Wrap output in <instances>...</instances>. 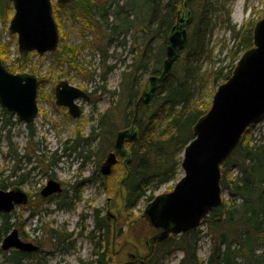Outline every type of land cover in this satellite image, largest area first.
Wrapping results in <instances>:
<instances>
[{
  "label": "trees",
  "instance_id": "trees-1",
  "mask_svg": "<svg viewBox=\"0 0 264 264\" xmlns=\"http://www.w3.org/2000/svg\"><path fill=\"white\" fill-rule=\"evenodd\" d=\"M232 0H74L67 7L53 6V16L58 26L59 44L52 53L58 65H66L69 71L77 70L88 80L98 76L101 85L90 93L93 105L102 97H109V106L104 111H96V124L90 126L89 133L83 137L80 130L74 140L63 142L62 153L55 150L45 163V158L36 153L32 145L33 133L30 131L27 144L31 145V155L26 159L36 163L46 173L64 158L75 154L82 160L96 156L100 161L114 151L116 133L134 125L137 138L126 142L130 153L126 176L123 179L125 209L132 210L141 198L150 202L161 185L176 181L181 170L182 152L194 138L193 126L211 105L216 88L232 73L241 54L253 46L252 33L256 23L247 20L240 26L231 23ZM190 12L191 21L185 26L187 42L174 62L168 76L159 83L156 93L149 102H138L145 76L158 75L165 59L166 39L175 24L178 12ZM64 13L70 24H79L83 45H68L62 28L59 12ZM13 15L9 0H0V23L6 26ZM220 22L229 32L232 41L224 55L228 62L216 66L212 62L210 70L201 72L202 62L210 57L208 43L213 27ZM91 34V39L87 38ZM15 39L12 34H9ZM85 45L91 52H99L100 72L88 71L81 60L80 51ZM110 47L127 48L129 59H121L118 86L107 89V76L117 66L108 63ZM225 46H223L224 48ZM9 43L0 42V59L13 73L29 72L38 75L39 69L32 64L35 52L26 56H16L9 61ZM115 52V50H113ZM27 70V71H25ZM46 79L39 77V84ZM99 92V95H94ZM1 130L13 124V113L2 109ZM264 124V121H263ZM31 130V125H26ZM250 126L242 135L237 147L220 167L221 204L213 208L202 220L206 226L191 230L178 236H170L156 244L151 260L144 264H168L165 259L176 251L182 256L177 264H264V137L250 135ZM7 131H9L7 129ZM7 139L10 142L9 136ZM118 162L123 155L117 152ZM32 158V159H31ZM117 162V164H118ZM116 164V165H117ZM116 165L109 176L116 172ZM35 169V167H34ZM93 173L95 183L101 182L98 169ZM105 186V185H104ZM1 189H8L0 181ZM81 191L70 201L81 199ZM61 198L57 204L75 208V203ZM10 213H1L0 246L4 236L13 223ZM95 225L85 238L92 243L91 258L82 264H121L114 262L110 251V228L99 211L92 215ZM56 248H71L69 236H59L54 230L50 233ZM81 235V233H80ZM203 237L209 240V254L206 259L198 256L199 242ZM3 253L2 264H21L29 258L34 264L39 262L38 252L27 253L14 248ZM123 264H140L127 262Z\"/></svg>",
  "mask_w": 264,
  "mask_h": 264
},
{
  "label": "water",
  "instance_id": "water-1",
  "mask_svg": "<svg viewBox=\"0 0 264 264\" xmlns=\"http://www.w3.org/2000/svg\"><path fill=\"white\" fill-rule=\"evenodd\" d=\"M13 15L8 32L16 36L18 53H55L59 44L58 26L53 17L52 0H9ZM74 0H56V5L67 7ZM178 12L177 20L166 39L165 59L158 75H149L138 102L147 103L157 87L170 73L179 51L187 42L185 26L190 23V12ZM253 46L245 50L232 73L215 90L208 111L193 126L194 138L182 152V177L172 190L156 195L144 208L142 215L149 226L159 230L154 241L163 242L171 235L197 229L205 216L222 202L220 167L237 147L246 129L264 121V16L253 28ZM39 81L29 72L13 73L0 59V107L13 113L25 124H30L38 113L37 91ZM55 104L67 108L69 115L81 114L78 100H89L84 90L60 81L54 88ZM137 138L133 123L119 130L114 150L124 154L123 166L130 162L125 143ZM116 152H109L100 165V172L109 175L117 163ZM126 174L120 179L121 187ZM61 191L59 183L49 180L42 195ZM27 196L19 189H0V212L10 213L15 205L25 204ZM1 249L14 248L34 252L37 246L22 241L17 229L12 228L2 239Z\"/></svg>",
  "mask_w": 264,
  "mask_h": 264
},
{
  "label": "rangeland",
  "instance_id": "rangeland-1",
  "mask_svg": "<svg viewBox=\"0 0 264 264\" xmlns=\"http://www.w3.org/2000/svg\"><path fill=\"white\" fill-rule=\"evenodd\" d=\"M52 3L55 5L56 0H52ZM231 9L230 20L231 23L237 27L249 19L257 22L264 16V0H232ZM59 18H61L63 31L69 33L66 38V43L68 45L81 47L83 45V39L78 33L80 28L78 22H75L74 26H72L61 11L59 12ZM7 27L8 24L3 26L0 23V42L5 44L9 43L10 55L8 59L12 61L18 56V46L16 37L13 35L15 39H12L9 36ZM229 36V32L225 26L220 22L216 23L208 43V49L211 52L210 57L205 58L202 62L201 72L207 73L210 70L212 62H215L216 66L225 65L228 62V59H225L224 55L226 49L230 48L232 44ZM87 38L90 40L91 34H88ZM223 46L225 47L223 48ZM113 50H115V52H113ZM80 52L81 60L86 63L88 71L94 69L96 74H98L100 72L99 52L96 50L91 52V49L87 45H85L84 49ZM108 52L109 54L115 53L113 56L109 57L108 63H116L117 66L108 74L106 88L115 89L118 86L120 71L123 68L121 59H126V61H128L129 53L128 49H123V47H110ZM32 64L35 68L39 69V73L36 76L38 81L40 76H43L46 80L40 83L38 87V114L33 122L28 124L31 125V130L16 117L11 119L13 124L10 128L7 127L5 131L1 130L2 118L4 115L0 107V181L6 183L8 189H10L15 185V181L18 180L17 176L35 167L30 174L32 179L21 185L22 190L30 191L33 195L45 185L50 176H55V179L64 183L65 187H68L70 183H74V181L78 182L79 180L85 179L96 170L104 157L100 161V158L98 159L96 156H92L89 160L84 162L82 158H78L75 154H72L71 157L64 158L45 173L41 167L37 165L35 159L31 161L26 159V155L29 156L32 152L31 145L27 144L29 132L31 131L33 133L31 144L35 145L36 153L43 155L45 163H47L53 151L57 150L58 154L62 153L64 141H71L78 137V130H80L79 135L83 137L89 133L90 126L96 124L95 110L104 111L109 106V97L107 95H102L94 105L90 103V101L85 102L84 100H79L77 104H79L81 108V115L78 118H73L69 115L66 108L59 107L55 104V86L60 81L64 80L72 86L85 90L88 93H93L95 86L101 85L98 76H95V81H91L86 78L85 74L77 70L69 71L66 65H58L52 53L49 52L41 55L36 54L32 58ZM147 77L146 75L144 78L145 81ZM97 95H99V92H97L94 97ZM7 129L9 131H7ZM250 135L254 137H264L263 122L253 125L250 130ZM7 136H9L11 144H9ZM81 163H84L82 168ZM123 174V159H119L116 165V172L105 180V186L94 187L92 185H84L81 200L75 204V208L72 210L57 209L55 202L42 205L41 207L35 197V199L30 202V205L16 207L10 212V221L14 223L12 228H17L23 240L32 242L39 247L38 258L40 260L39 262H34V264H82L80 260L85 262L91 258L92 243L85 238V235L93 228V221L91 218L92 211L95 208L104 211L107 198L113 200V211L120 207L121 199L118 194V183ZM14 175L16 176L14 177ZM182 175L183 172L180 170L176 181L161 185L154 193V197L158 194L171 191ZM222 197L225 198L226 194L222 193ZM147 204L148 202L145 198H141L132 210L124 209V218L120 221L119 227L114 234L116 244L115 252L126 242L136 244L140 251H145L142 245H144L143 238L146 236V233L142 234L143 225H141V222L135 223V221L142 215ZM40 207L41 209L34 213V208ZM46 209H48V211H46ZM2 221L3 217L0 212V223ZM132 223L134 224L131 225ZM144 227L146 228L145 225ZM205 228L206 226L201 223L197 229H200L204 233ZM53 230L59 233L60 237L69 236L68 243L71 245V248L57 249L50 235ZM139 231L141 235H139ZM111 238L112 234L110 233L109 244ZM209 246L208 238L203 237L199 242L197 252L200 258H207ZM127 252L135 253L132 247L128 248ZM127 252L119 255H115V253L113 255L111 253L114 262H130L131 260L127 256ZM181 256L182 252L176 251L171 256L167 257L165 262L168 264H177ZM2 259L3 253H0V264H2ZM28 263L33 262H31L29 258H25L21 264Z\"/></svg>",
  "mask_w": 264,
  "mask_h": 264
},
{
  "label": "flooded vegetation",
  "instance_id": "flooded-vegetation-1",
  "mask_svg": "<svg viewBox=\"0 0 264 264\" xmlns=\"http://www.w3.org/2000/svg\"><path fill=\"white\" fill-rule=\"evenodd\" d=\"M89 94V99H90V93ZM79 106V104H77ZM61 107V106H59ZM65 108V107H63ZM67 109V108H66ZM79 109H80V112H81V108L79 106ZM81 115V114H80ZM106 155L104 156V159H105ZM125 158V155L123 154V159ZM32 159V158H31ZM103 159V161H104ZM84 161V160H83ZM82 161V162H83ZM87 161V160H86ZM84 161V162H86ZM103 161L101 162V164L103 163ZM100 164V165H101ZM100 165L97 166V169H98V175H100V179H101V182H97L95 183L93 181V179L91 178L93 173L97 174L95 171L90 174L88 177H86L85 179H82V180H79L78 182L77 181H74V183H70V185L68 187H65L64 186V183L58 181L57 179H55V176H50L45 185L38 191V192H35L33 195L32 193L29 191H24L21 189V185L27 183L28 180H31L32 177H30V174L32 173V171L34 170V167H32L31 169L27 170L26 173L24 174H20L18 177V180L15 181V185L10 188V189H19V190H22L23 192H25L26 196H27V202L25 204H19V205H15L13 210L16 208V207H19V206H28L30 205L31 201L33 199H36L38 200V202L40 203L41 207L42 205H47L49 203H52V202H55V205L57 207V209H61V210H72L74 208H72L71 206L70 207H66V204L64 206H60L59 204H57V202L62 198H65L70 201L72 197L75 196L76 194V190L77 191H83L84 189V185H92V186H104V182L106 179L109 178V175H103L101 172H100ZM84 166V163H81V168ZM124 173L127 172V169L126 167H124ZM20 170V169H19ZM16 175H14L15 177ZM55 180L59 183L60 187H61V191L60 192H55V193H51L49 195H42L41 191L42 189L46 186L47 182L49 180ZM120 182V181H119ZM120 184V183H119ZM118 194L120 196V199H121V205L119 208L115 209L113 211V200L111 198H107L106 199V202H105V208H104V211L102 209H99V208H95L93 211H92V214H91V218H92V221H93V227L95 225V222H94V219L92 217L93 213H95V211H99L100 212V216L101 217H104L109 225V228H110V232L112 234V238H111V241H110V251L111 253L114 255H119V254H122V253H125L127 252L128 248L132 247L135 251V253H129L127 252V256L129 257V259L131 260V262H138L140 264H144L145 262L151 260L152 258V255H153V252H154V248L157 244V241H154V239L157 237L158 233H159V230L149 226L147 220L144 218L143 215H141L136 221L135 223L137 222H141V225H143L142 227V234L143 233H146V236L143 238V244L142 245L144 248L145 251H140V249L138 248V246L136 244H132V243H129V242H126V243H123L120 248L115 252V240H114V234H115V231L117 230V228L119 227V224H120V221L123 220L124 216H123V212H124V209H125V194H124V187H123V184H121V187L119 186L118 187ZM81 196H82V193H81ZM81 200V199H80ZM79 199H75L74 201H70L68 202L70 205L73 204V202L76 204L77 202L80 201ZM39 205V204H38ZM40 208H34V213L37 212ZM12 210V211H13ZM46 211H48V209H46ZM104 212V213H103ZM33 213V214H34ZM134 223H132L131 225H133ZM144 225L146 226V228L144 227ZM13 226H14V223H13ZM14 229H17V228H14ZM18 231V230H17ZM139 235H141V232L139 231ZM18 236L19 238L22 240V241H25L23 240V238L20 236L19 232H18ZM26 242V241H25ZM32 243V242H31ZM34 244V243H33ZM142 244V243H141ZM36 245V244H35ZM37 246V245H36ZM39 251V247L37 246V249L34 251V252H38ZM27 253H32V252H27ZM127 263V262H125ZM123 264V263H121Z\"/></svg>",
  "mask_w": 264,
  "mask_h": 264
}]
</instances>
